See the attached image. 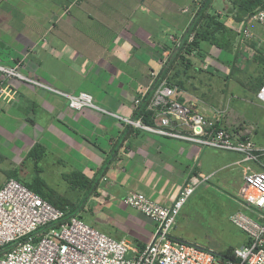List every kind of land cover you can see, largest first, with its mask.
Wrapping results in <instances>:
<instances>
[{"label":"crops","instance_id":"1","mask_svg":"<svg viewBox=\"0 0 264 264\" xmlns=\"http://www.w3.org/2000/svg\"><path fill=\"white\" fill-rule=\"evenodd\" d=\"M190 3L192 0H0V103L2 98L10 102L15 93L24 91L17 101L24 97L28 105L40 103L45 109L41 112L53 123L68 129L59 117L77 119V129L74 125L68 129L69 134L77 136L75 167L71 164L70 168L96 180L86 202L94 199L100 206L104 203L116 209L121 203L127 220L139 228L137 234L143 240L136 243L139 246L151 239L155 223L126 205V194L141 192L154 202L169 205L190 177L203 180L195 190L201 193L212 181L226 187L229 171H234V177L244 184L246 167L259 169L256 162L243 161L241 152L136 129L119 118H141L146 123L141 115L134 116V99L149 88L151 71H160L168 60L175 61L174 53L192 18L190 12L183 11ZM258 42L264 40L254 36L249 46ZM69 47L72 51L67 52ZM205 52L201 57L185 55L191 66L184 71L185 75L190 72L186 84L178 86L179 99L207 119L217 120L218 126L249 138L255 147H264L254 140L264 127V104L255 95L260 88L255 85L259 70L254 78L243 75L246 67L255 63L252 58L259 51L252 54L247 47L239 49L236 37L233 56L227 58L229 64L222 61L218 48L211 46ZM2 68H14L28 78L39 76L69 93L88 92L95 107L73 110L62 100L65 98L57 95L49 101L43 90L27 81L3 78ZM60 76L77 79V87H69ZM100 77L105 79L104 84L95 83ZM146 112L151 113L147 124L156 123V112ZM174 126L182 133L189 131L187 126ZM64 138L66 142H58L59 146L51 141L43 144L47 157H55L60 165L69 163V154L67 161L63 155L69 149L62 152L61 144L69 147L67 136ZM234 204L232 213L246 211L240 198L234 199ZM233 226L235 239L221 253L249 242L246 234ZM97 229L106 233L101 227ZM116 230L108 231L114 237H124Z\"/></svg>","mask_w":264,"mask_h":264},{"label":"built area","instance_id":"2","mask_svg":"<svg viewBox=\"0 0 264 264\" xmlns=\"http://www.w3.org/2000/svg\"><path fill=\"white\" fill-rule=\"evenodd\" d=\"M201 2L192 0V5L184 7L183 11L193 16ZM250 22L264 28V7L239 23L237 47H247L252 54L259 51L264 57V42L249 46L254 38L248 27ZM2 69L25 78L14 68ZM159 72L151 71L149 88L134 99L138 110L146 97V109L156 112V123L147 124L141 118H119L136 129L238 151L243 154V161L256 162L258 170L246 167L243 173L244 190L240 201L246 211H236L229 216L230 221L246 234L249 242L234 247L230 257H222L210 249L171 235L180 209L203 181L195 177L183 183L177 197L169 205L154 202L141 192L125 195L123 202L126 205L137 209L155 223L151 239L142 246L92 227L78 214H68L55 207L10 177L0 185V264H264V161L258 159L264 156V147H255L249 138L230 132L218 126L217 120H209L194 111L189 103L179 99L178 85L167 76L158 78ZM32 82L52 89L45 84ZM52 90L64 96L68 107L73 110L95 107L88 92ZM255 95L264 104V86ZM174 124L187 126L189 131L182 133L174 128Z\"/></svg>","mask_w":264,"mask_h":264},{"label":"rangeland","instance_id":"3","mask_svg":"<svg viewBox=\"0 0 264 264\" xmlns=\"http://www.w3.org/2000/svg\"><path fill=\"white\" fill-rule=\"evenodd\" d=\"M191 4L192 3H190L189 5ZM228 5V0H212L209 11H214L222 15L224 14ZM82 10L85 11L84 6L82 7ZM226 23H228V26L233 27L234 30L237 29V26H240V24H235L232 21L231 17H229ZM248 27L250 31L253 32L255 37L258 36L260 39L264 40L263 27L258 25L256 22H250L248 24ZM202 47L205 50H209L211 46H209L207 43H203ZM205 50L201 51V53L206 54ZM66 51L69 52L72 51V49L69 47L66 49ZM220 52L222 53V61L226 64H229L227 58L229 56H233L231 53H233L234 50L231 51V53H227L224 51ZM184 63L185 62L181 63L180 59L175 60L172 63L170 72H168V78H171L177 85V82H182L184 83V86L186 84L187 77H189L190 72H188V75H185L186 73L184 72ZM190 66L191 65H189V67ZM258 70L259 66L256 63H252L250 67H246V69L243 71V75H245V77L247 76L248 78H254L257 75L256 71ZM3 71V78H17L18 82L23 83L27 81L34 88L43 90L44 93L48 95L49 101H51L52 98L56 95L65 98L60 93L52 89L67 93V91L59 90L51 83L42 81L39 76L28 78L21 74L25 78L15 77L5 70ZM57 77L59 76H56V78ZM67 77L68 79H66L65 76H60V78H63L67 81V85L69 87H73L75 84L77 87V79L75 80L70 76ZM28 79L45 84L52 89H48L42 86L39 87V85H36L34 82ZM104 81L105 79H103V77H100L96 79L95 83L100 84L103 82L104 84ZM83 85L85 84H83L82 82V86ZM91 85L93 84L91 83ZM25 93L26 92L24 91H19L14 94V100L7 102L6 99L2 98L0 103V185L7 179L6 171L12 170L14 168L18 169L20 178H22L23 180L25 179L26 181H28L31 178L33 173L32 161L23 159V157L27 149L33 142L41 141L43 142L42 145H46V141H51L59 146L58 142L65 141L62 139H65L64 136H67V145L69 147L67 146L68 148H65L64 143L61 144V146L63 148L62 152H64L65 149H69V151H65L63 153V155H65V161H67L66 157L67 154H69V163L60 165L55 160V157L49 156L48 158L47 156H45L44 159L40 162V166L42 168L41 176L46 180L48 185L54 189V192L56 194L66 198L70 203L77 207V211L80 212H77V214L80 218H82L86 222L88 221L89 223H92V225L96 227V229L98 227H101V230L106 231V233L110 235L113 234L108 230L118 229L116 231L124 233V237L128 243L130 242L136 244L140 241H143L137 234L139 232V228L135 227V224H132L131 222H129V220H127V211L123 210L121 203L118 209H116L111 206L106 207L104 203H101L100 206L94 199L86 202L89 194L93 189L89 191L85 188H77V186L72 187L63 178V173H67L73 170L70 168L71 164L75 167L74 154H76L75 152L77 151V136L69 134L68 129L71 130L72 128L70 127H73V125L77 129V119L74 117L70 119L69 116H67L66 118L62 116L59 117L62 121L65 122V124L68 126V129L58 123H53L51 118L46 113L41 112V110L44 108L42 107V105L40 106V103H36V107L32 104L28 105L25 102L26 100H24L23 95V99L19 98L21 99V101H17V97ZM15 100L16 103H14ZM33 100H36V98L34 97ZM11 103L13 104L11 105ZM25 104H27L28 106ZM39 110L40 112H37ZM26 111L30 112V114H25ZM27 116H30L32 118L33 123L25 118ZM262 116L263 117L261 118L264 119V114H262ZM254 140L257 143H261L264 145V127L262 129H259L258 134L254 137ZM258 159L259 161H264V156H259ZM228 171L229 170H227L226 172L228 173ZM229 175L230 176L227 179L228 185L226 187L213 184L212 181L211 183L207 184V189H204L203 191H201V193L199 191H195L194 194L191 195L183 204L174 223V229L171 231L172 234L177 237V239L202 248L210 249L216 253H221L220 251L227 247L226 245L233 242V240L235 239V237L233 236V230L236 229H234L233 224L229 220V216L235 207L234 199H236L237 197L240 198V195L244 190V184L241 183L240 178L234 177V171H229ZM90 210H92L93 212H89ZM91 215H93V217Z\"/></svg>","mask_w":264,"mask_h":264},{"label":"trees","instance_id":"4","mask_svg":"<svg viewBox=\"0 0 264 264\" xmlns=\"http://www.w3.org/2000/svg\"><path fill=\"white\" fill-rule=\"evenodd\" d=\"M212 0H202L196 13L192 16L190 24L184 34L183 39L175 51V60L180 59L181 63L185 62V69L191 65L190 60L185 55L195 54L201 56L203 49L202 44L207 43L209 46H214L220 51L231 53L234 50V41L237 36V31L231 26H227L226 22L229 17L237 24L247 18V16L254 13L257 9L264 7V0H228L224 14L209 11ZM228 18V19H227ZM227 20V21H226ZM226 21V22H225ZM193 34L192 39L189 36ZM252 60L259 66L258 75L256 76L255 85L258 89L264 85V57L259 52L253 56ZM173 61L168 60L158 74V78L168 75ZM235 62V54L232 59V65ZM232 67V66H231ZM234 67V65H233ZM171 81H173L170 78ZM174 82V81H173ZM178 86H182V82H177ZM148 98V97H147ZM146 97L140 103L138 110L135 111L134 116L141 115L146 123L151 122V113L146 112ZM26 118V117H25ZM33 123L31 117L26 118ZM47 156V149L40 142L35 141L26 151L23 159L32 161L33 173L31 178L26 181L20 178L18 169L6 171V178H15L29 189L40 195L43 199L50 202L57 208L66 211L68 214H77V207L70 203L66 198L59 196L54 192V189L48 185L46 180L41 176L42 168L40 162ZM104 167L102 168V170ZM101 170V171H102ZM63 178L72 187L85 188L91 191L96 186L95 179L87 178L80 170L74 169L70 172L63 173ZM232 248H227L225 252L218 253L222 257H230Z\"/></svg>","mask_w":264,"mask_h":264}]
</instances>
